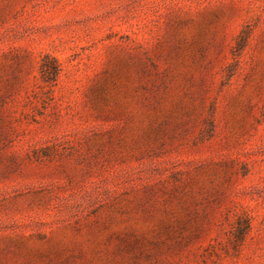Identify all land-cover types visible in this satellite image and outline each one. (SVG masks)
<instances>
[{"label":"rangeland","instance_id":"374dc122","mask_svg":"<svg viewBox=\"0 0 264 264\" xmlns=\"http://www.w3.org/2000/svg\"><path fill=\"white\" fill-rule=\"evenodd\" d=\"M0 264H264V0H0Z\"/></svg>","mask_w":264,"mask_h":264}]
</instances>
